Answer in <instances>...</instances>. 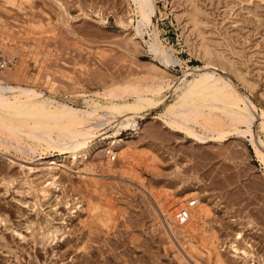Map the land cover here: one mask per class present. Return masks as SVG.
Masks as SVG:
<instances>
[{"label":"rangeland","instance_id":"374dc122","mask_svg":"<svg viewBox=\"0 0 264 264\" xmlns=\"http://www.w3.org/2000/svg\"><path fill=\"white\" fill-rule=\"evenodd\" d=\"M27 1H15V7L0 0V77L4 71L11 73L17 77L15 84L34 87L73 107L77 105L70 100L78 99L80 94L95 96L115 87L141 89L153 81L167 80L174 85L184 73L205 66L193 44L206 39L227 57L218 59L227 69L219 65L212 70L222 73L241 94L247 95L258 113L264 110V0H197V8L189 0H154L156 14L143 38L136 36L138 17L131 0ZM194 13L199 18L198 27L191 21ZM156 32L179 61L167 72L149 51L148 34L156 37ZM124 93L133 101L129 90ZM165 93L168 104L178 95L172 89ZM162 109L150 110L139 117L137 127L120 131L125 147L118 152L117 164L107 163L102 150L86 162L77 161V165L70 163L69 153L38 149L37 153L24 154L11 146L9 139L28 145L27 140L13 138L0 128V264H60L66 253L72 256L66 254L63 264H180L176 254L182 257L181 264H246V260L247 264H264V164L255 155L250 137L230 136L225 141L200 144L155 118ZM260 122L261 119L256 122L254 130L257 138L264 139ZM228 128L224 125L221 130ZM114 132L110 128L102 130L99 139ZM43 156L63 157L53 166L60 184L57 188L48 186L52 176L42 173L49 167L46 160L34 162ZM19 165L37 169L29 173ZM4 175L13 177L11 185L4 183ZM44 188L48 197L42 195ZM90 205L91 212L86 209ZM184 209L191 212V219H198L190 220L191 224L188 221L193 228H200L194 239L198 242L199 237L206 236L204 241L211 242L209 248L213 253L218 250L221 258L216 260L206 252L200 256L192 253L190 238L187 240L179 222H174ZM97 219L101 224L94 223ZM85 222L90 227H85ZM52 227L58 231L55 242L44 249L38 243L39 234ZM151 229L161 230L159 236H154L155 230ZM169 229L175 232L173 248L166 246L164 234ZM241 231L252 245L249 250L255 254L253 261L244 260L230 247L236 232ZM79 244V252L71 253ZM239 246L244 248L242 243ZM190 253L199 263L188 256Z\"/></svg>","mask_w":264,"mask_h":264},{"label":"bare ground","instance_id":"6f19581e","mask_svg":"<svg viewBox=\"0 0 264 264\" xmlns=\"http://www.w3.org/2000/svg\"><path fill=\"white\" fill-rule=\"evenodd\" d=\"M4 1L6 4H9V6H11V4H13V6H15L14 3H16L15 1H17V0H4ZM23 1H26V0H23ZM29 1H27V2H29ZM189 1L191 4L194 5V8H197V3H196L197 0H189ZM131 2L134 5V8H135L134 10H135L136 15L138 17V20H136L137 24L135 27L136 36L143 38V35L146 32L149 33V31H147V30L149 27L152 26L153 17L156 14V8H155L154 0H131ZM2 6L4 7V5H2ZM17 6H18V4H17ZM198 13H199V11H198ZM198 19L199 18H197L196 14L194 13V16L191 18V21L193 22V24H195L194 26L198 27ZM130 20L132 21V19H130ZM131 21H130V23H131ZM123 22H121V23L124 24ZM124 25H127V24H124ZM148 35L150 37V39L148 41L149 51L151 52L153 58L155 60L159 61L163 67H165L164 70H166V72H167V69H169L171 67H175L179 61L177 60L174 53L170 52V49L167 48V46H165L164 43L159 39L158 32L155 33L156 37H151L150 34H148ZM186 41L188 42V36L186 37ZM193 47H194V51H195L196 56L200 57L202 59V61H204L205 66L197 69L193 73H184L183 79L180 78L177 82L174 81V82H176L174 85H171V83L166 82L167 80L166 81H155V82L153 81L152 85L145 86L146 88L144 87L141 89L138 87H134V86L132 87V89H130L131 86L124 87V88L115 87V88L111 89L110 91L105 92L104 94L100 93V94H96L95 96H93V95L92 96H85V95L80 94L79 96H77L78 99L73 97L70 100L71 103L76 104L77 107H73L72 105H70L67 102L59 101L58 99H56L52 95L48 96L43 91H39V90L35 89L34 87H31L28 85L24 86V85L15 84L17 82V77L11 73L9 74V73H6L4 71V72H2V77H0V128L5 129V131L7 130V132L9 131L13 138L14 137H21V138L24 137L27 140L28 145L27 144H21V143L16 144V141L14 139H9V144H11V146H15L17 150L23 152L24 154L37 153L38 149L46 150V151H57V152H59V154L69 153L70 157L72 158V161H70V163L76 162L74 164L77 165V161L86 162L89 160L90 157H92L93 154L100 152L102 150L104 157L107 159L106 161H108L107 163L113 164V163H116V161L118 159V156H119L118 152L122 148L125 147V140L122 138H119L120 131L121 130H129L131 128L137 127L138 126V119L141 115L148 114V112L150 110H157V109L163 107L161 113L158 116H156L155 118H157V119L159 118L171 130H173L177 133H181L183 135H187L188 137L193 139V141H196L200 144H205L211 140L225 141L226 138H228L230 136H232V137L233 136L234 137L235 136H237V137H250L249 142H251V144L253 146L255 155L257 156L258 160L264 164V139L262 137L260 139H259V137L257 138L256 134H255V130H254L256 122H258V120L261 119V122L258 125H259L261 132L264 134V110H262L261 113H258V110H257L255 104L247 95L245 96V95L241 94L240 91H238L236 89V87L228 79L223 77L222 73H219L216 70H212L213 69L212 67L215 68L216 66H219V65H221L223 70L227 69L226 64L221 62L220 60H218V59L225 60V58H227L222 53L219 52L220 50H218V49L214 48L212 45H210L206 39H203V40L198 41L197 43L193 44ZM231 66L233 68L234 73H236L239 78L243 79L242 74L238 73L237 69L234 68L233 65H231ZM187 76H191L192 78L187 79ZM168 89H172L176 93H178L176 99L174 101H172V103H169V104L166 101V93H165L166 90H168ZM128 90H129V93H131L130 96L132 97L133 101H129L126 98L127 96H124V94H125L124 92H126ZM98 96H100V97L103 96L104 98L102 97V99H98ZM224 125L228 126L229 128L225 129V130H221V127ZM194 127H199L201 129H203L204 131L209 132V134L199 132ZM109 128L115 129V132L112 135H106L103 138L99 139V136L102 135L99 133L102 130H107ZM2 142H4L3 143V145H4L6 141L3 140ZM122 153H123V151H122ZM196 153H194V154H196ZM40 155H42V153H40ZM44 160H46V161H44ZM60 160H63V157H55V156L44 157L43 156L37 160H34V162L36 161L37 163L44 161L47 163V165H49L48 169H46L42 172L46 175L52 176L51 177L52 180L50 182H48V184H47L48 186H51V187L53 186V187L57 188L60 185L59 183L57 184V181H56L57 175H55L53 173L55 171V168L53 166L58 165V162ZM67 162H68V160H67ZM128 164H129V161H128ZM19 166L22 169H24V171H28L29 173L33 172L37 169V167H33V166H29V165L28 166L19 165ZM110 166H108V167H110ZM124 167H126V166H124ZM12 178L13 177H10V176L6 177V179L3 177V181H4V183L6 182L7 185H11L13 183ZM47 187H46V189H47ZM44 190H45V188H44ZM48 190H49V187H48ZM199 191H201V190H199ZM92 192H93V190H92ZM167 193H168V191H167ZM261 193H263V192H261ZM42 195L44 197H48L47 190L43 191ZM168 195H170V194L168 193ZM182 197H183V195H182ZM193 197H192V199H193ZM88 200H90V199H88ZM108 200L109 199H107V201ZM206 201H208V200H206ZM252 202H254V200ZM255 202H256V200H255ZM92 203L95 204V202H92ZM110 204H111V202H110ZM201 204H203V203H201ZM107 205H108V203H107ZM248 205H249V203H248ZM89 207L90 208L88 209L86 206V209H87V211L89 210L91 212V205ZM103 208H104V206H103ZM226 209H228V208H226ZM234 209H235V207H234ZM205 210H203V212ZM118 211H119V209H118ZM197 211L199 212V209ZM227 211H229V210H227ZM95 213H97V212H95ZM95 213H94V215H95ZM169 213H171V212H168V215H169ZM174 213H176V212H174ZM180 213H177V215H179V218H180ZM189 213H191V212L189 211ZM199 213H201V212H199ZM263 213H264V211H263ZM171 214L169 216L172 217L174 214L173 215H171ZM105 215H107V214H105ZM153 216H156V215H153ZM220 216H222V215H220ZM249 216L251 217V215H249ZM258 216L259 215H257V217ZM89 217H92V216L89 215ZM86 218L88 219V217H86ZM95 218H96V216H95ZM179 218L176 217L175 219H177V220L174 222L177 223V221H178L180 224L179 226L181 227L180 230L183 233V235L188 237L187 240H189V238H190V240H191L190 247L192 249V253L194 252L193 254L196 253V256H197V253H198L200 256V254H204L206 252V253L213 254L214 256H216V260H217V258H221L222 254L218 250L215 249V253H213L212 249L209 248V245L212 243L209 242L210 244H208V243H206V241H204L206 239V236H205V239H202L201 237H199L200 239H198L199 240L198 242L196 239H194L195 238L194 236L196 234H198V232H201V231H200V228H196V227L193 228V226L189 225L188 221L190 222V220L193 219V218L191 219L190 214H189L188 220L185 222H184V220H182L181 218L179 219ZM252 218H253V216H252ZM93 219H94V216H93ZM106 219H108V218L106 217ZM111 219H110V221H111ZM194 219L192 221H194ZM156 220H158V218ZM172 220H174V219H172ZM94 221H95L94 223H97V224L99 223V222H97V221H99L98 219L94 220ZM102 221H104V220H102ZM203 221H205V220H203ZM81 222H82V220H81ZM90 222H92V221L90 220ZM86 223L87 222H85V224H84L85 227L88 224V223L87 224ZM186 223H188V224H186ZM251 223H252V221L248 222L249 225H251ZM99 224H101V223H99ZM111 224H112V221H111ZM190 224H191V222H190ZM196 225L198 226V224H196ZM88 226L90 227V225H88ZM109 226H111V225H109ZM118 226H119V224H118ZM161 226H162V224H161ZM85 227H84V229H85ZM94 227H91V228H94ZM242 227H241V230H242ZM97 228H98V226H97ZM174 228L177 229L176 227H174ZM89 229H88V231H89ZM163 229L164 228H162V230ZM91 230H90V232H93L94 230H96V228H94L93 231H91ZM152 230L154 231L155 229H151L150 231H152ZM159 231H161V230H159ZM159 231L155 230L154 234L153 233L152 234L154 236H156V235L159 236V234H160ZM57 232H58L57 228H55V227H52L51 229H48V230H43V232L39 234L40 235V241L38 243L40 245H42V247L45 249V247L48 244H50V242H52L54 239H56L55 235ZM86 234H88V236H89V233H86ZM97 234H99V233H97ZM149 234H151V233L149 232ZM245 234L246 233L243 234L242 231L236 232V234H235L236 236H235L234 240L230 243L231 244L230 247L232 248L233 252H235L236 254H242V258L244 260L246 258H251V260L253 261L255 258L254 257L255 254H253L251 252V250H249V248L250 249L252 248V245H250L249 241H247L248 239L245 238ZM164 235L167 236V240H166L167 242L166 243L168 244V245H166V244L165 245L168 246V248H173V245L175 244L174 243L175 232H173L172 230L169 229V233H168V231H165ZM207 235H208V233H207ZM214 235H215V233H214ZM154 236H152V238H154ZM262 236H263V234H262ZM216 237L217 236H215L214 238L216 239ZM63 238H65V237H63ZM63 238H61V239H63ZM65 239H67V237ZM86 240H88V239H86ZM211 240L212 239H210V237H209V241H211ZM148 241L149 240L147 239V242ZM54 242L55 241H53V243ZM69 242H67V243H69ZM36 243H37V240H36ZM240 243H242V245H244V248H241L239 246ZM71 244H73V242ZM88 244H90V243L88 242ZM24 245H26V244H24ZM81 245H82V243H81ZM80 248L81 247L79 244V247L71 253H75L76 251L79 252L78 249H80ZM73 249H74V247H73ZM84 249H85V247H84ZM165 249H166V247H165ZM175 249L176 248H174V250ZM191 249H190V251H191ZM28 251H27V253H28ZM54 251H56V250H54ZM65 252L66 251H64V253ZM78 252H76V253H78ZM52 253H53V250H52ZM60 253H61V251H60ZM66 254H68V256L70 255V253H66ZM66 254L62 255L63 259H62L60 264H63V261L66 259V258L64 259ZM193 254L190 253L188 256H190L192 259H194L195 263L196 262L199 263L198 260L195 258V255H193ZM33 255H35V254H33ZM73 255H75V254H73ZM19 256H20V254H19ZM70 256H72V255H70ZM77 256H79V255H77ZM175 256L178 259L177 262L180 261V264H181L183 262V260L181 259L182 257L178 254H176ZM259 256H261V255H258V257ZM60 257H61V255H60ZM76 258L79 259V257H76ZM43 259H44V257H43ZM57 259H59V257ZM85 259H86V257H85ZM138 259H140V258H138ZM112 261H114V260H112ZM106 262H108V260ZM187 262H189V261H187ZM45 263H46V261H45ZM83 263H85V261ZM83 263H81V264H83ZM245 263L247 264L248 260H246ZM64 264H67V263L64 262ZM77 264H79V263H77Z\"/></svg>","mask_w":264,"mask_h":264},{"label":"built area","instance_id":"2783aa9c","mask_svg":"<svg viewBox=\"0 0 264 264\" xmlns=\"http://www.w3.org/2000/svg\"><path fill=\"white\" fill-rule=\"evenodd\" d=\"M189 211L184 209L181 213H180V218L184 221H187L189 218Z\"/></svg>","mask_w":264,"mask_h":264}]
</instances>
